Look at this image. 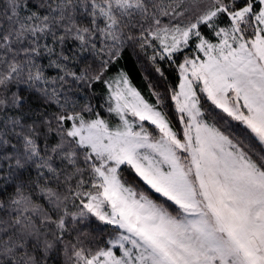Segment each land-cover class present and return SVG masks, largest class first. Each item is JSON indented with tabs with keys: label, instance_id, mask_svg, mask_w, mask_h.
I'll return each instance as SVG.
<instances>
[{
	"label": "snow or ice",
	"instance_id": "1",
	"mask_svg": "<svg viewBox=\"0 0 264 264\" xmlns=\"http://www.w3.org/2000/svg\"><path fill=\"white\" fill-rule=\"evenodd\" d=\"M0 264H264V0H0Z\"/></svg>",
	"mask_w": 264,
	"mask_h": 264
},
{
	"label": "trees",
	"instance_id": "2",
	"mask_svg": "<svg viewBox=\"0 0 264 264\" xmlns=\"http://www.w3.org/2000/svg\"><path fill=\"white\" fill-rule=\"evenodd\" d=\"M119 67L124 68L128 73L132 83L139 88L143 93L147 92V81L152 80L157 82V76L154 71L148 66L142 59H138L137 56L130 51L125 55L121 61ZM147 78V79H146ZM95 95L90 97L94 105L97 106V110L103 111L101 104L102 96H104V89L102 85L95 86L93 89ZM83 94H81L80 102L84 103Z\"/></svg>",
	"mask_w": 264,
	"mask_h": 264
},
{
	"label": "rangeland",
	"instance_id": "3",
	"mask_svg": "<svg viewBox=\"0 0 264 264\" xmlns=\"http://www.w3.org/2000/svg\"><path fill=\"white\" fill-rule=\"evenodd\" d=\"M101 104L104 107V100H103V96L101 97ZM103 115L107 116L106 111H104V113H102ZM89 230L93 231L95 234H97L99 237L103 238L108 234L109 229L105 228L102 225H98L96 222H92L89 226Z\"/></svg>",
	"mask_w": 264,
	"mask_h": 264
}]
</instances>
